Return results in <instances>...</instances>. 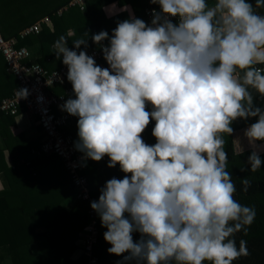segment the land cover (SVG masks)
I'll use <instances>...</instances> for the list:
<instances>
[{"label": "clouds", "instance_id": "1", "mask_svg": "<svg viewBox=\"0 0 264 264\" xmlns=\"http://www.w3.org/2000/svg\"><path fill=\"white\" fill-rule=\"evenodd\" d=\"M150 3L159 6L150 24L130 15L111 36H91L108 68L76 51L88 31L73 48L63 35L53 45L75 96L60 106L78 117L75 149L96 162L107 156V167L125 174L106 181L90 206L107 229V252L127 253L117 264H233L251 254L235 235H247L256 210L234 198L225 134L238 118L256 117L244 135L254 148L264 142V108L254 104L264 98V15L256 11L264 0ZM151 121L150 145L142 133ZM247 163L261 168L258 151ZM241 184L246 193L252 181Z\"/></svg>", "mask_w": 264, "mask_h": 264}, {"label": "trees", "instance_id": "2", "mask_svg": "<svg viewBox=\"0 0 264 264\" xmlns=\"http://www.w3.org/2000/svg\"><path fill=\"white\" fill-rule=\"evenodd\" d=\"M70 1L0 0V29L6 37L17 36L20 46L39 44L42 56L37 62L52 70L54 66L51 60L57 57L53 45L60 36L63 35L68 41V47L73 48L72 42L84 37L88 31L87 47L81 45V48L76 50L88 52L99 47L91 39L93 34L104 30L111 36L117 23L128 19L130 15L143 20L147 7L154 6L159 9V6L151 4L150 0H88L84 10L79 6H70ZM250 2L254 4L255 0ZM208 3L212 5L214 0H208ZM113 4L122 10L114 15H108L105 9ZM256 11L264 15V8ZM45 17H49L51 23H44L41 32L21 36L24 28ZM103 43L108 41L105 40ZM29 62H34L32 56ZM60 64L63 65L62 62ZM96 64L99 65L97 62ZM12 75L18 87V80L14 74ZM254 104L264 108V98L257 96ZM256 119L238 118L231 125L233 133L255 123ZM154 124L142 133L144 142L150 145L156 143L151 134ZM233 133L225 134V151L228 155L227 170L236 185L234 198L242 205L254 207L256 210L254 222L248 228L247 235L242 231L235 235L237 246L241 239L246 240L251 254L239 258L233 264H264V152L260 155L261 168L251 172L247 160L252 151L250 149L239 151ZM25 160L29 164L25 162L16 164L15 167L8 166L4 158L0 162V171L5 172L8 181V187L0 189V263L10 257L14 264H86L87 257L82 255L74 259V252L82 239V230L90 221L89 202L78 200L71 209L63 205V201L75 193L64 161L57 154L30 155ZM87 163L82 168L84 174L90 170L86 167ZM241 168L245 171H241ZM97 176L96 182L89 183L95 200H98L100 189L106 183L102 171ZM245 177L252 181V186L246 193L242 190L241 184ZM98 219L100 220L99 216ZM48 227H54L55 231L49 233ZM39 228L46 229L40 231ZM106 230L101 226L100 220L99 241L95 246L99 257L98 264L123 262V255L117 256L107 252L111 245L103 238ZM133 239L138 241L140 234L133 233ZM39 240H43L41 242L46 248L42 253L36 254L32 245Z\"/></svg>", "mask_w": 264, "mask_h": 264}, {"label": "built area", "instance_id": "3", "mask_svg": "<svg viewBox=\"0 0 264 264\" xmlns=\"http://www.w3.org/2000/svg\"><path fill=\"white\" fill-rule=\"evenodd\" d=\"M88 0H71L70 6H79L85 9ZM67 8V7H65ZM158 8L149 6L145 10L146 24L151 23L152 9ZM176 22L175 18H172ZM50 24L49 17H45L26 28L21 32V36H28L39 33L43 29V24ZM108 43H104L107 45ZM93 57L99 66L108 68L109 65L103 58L100 47L93 48L86 52ZM0 55L4 57L7 69L14 74L18 80V87L11 96L0 99V115L9 113L17 115L20 112H30L37 120L41 128L43 137L39 146L34 152L38 154H57L65 164L70 175V181L74 188L77 200L89 202L88 214L90 221L81 232L83 236V252L87 257L86 264H98L99 257L95 246L99 241V220L98 214L91 208L92 201H96L92 196L88 177L82 172L84 165L91 159H84L83 154L75 149L74 143L78 140V132H66L64 128L78 117L71 116L65 111H58V108L67 100L68 95H74L72 85L67 81V66L64 64L52 70L47 69L39 62H29L32 56L30 48L26 45H19L17 36L6 37L0 29ZM58 84L65 85V92L57 94L52 91ZM22 89L27 90V97L21 98ZM146 110H151V107ZM155 121H151L149 126H153ZM102 160H109L105 156Z\"/></svg>", "mask_w": 264, "mask_h": 264}, {"label": "crops", "instance_id": "4", "mask_svg": "<svg viewBox=\"0 0 264 264\" xmlns=\"http://www.w3.org/2000/svg\"><path fill=\"white\" fill-rule=\"evenodd\" d=\"M106 12L108 15H114L122 10L119 6L113 4L106 7ZM32 53V61L37 62L38 59L42 56V49L39 44H34L29 46ZM62 56L60 59L51 60L54 68L61 66ZM63 63V62H62ZM68 84H71L68 80ZM16 80L15 77L8 71L7 65L4 59L0 56V99L11 96L16 90ZM53 92L57 94H62L65 92V85L58 84L55 88L52 89ZM75 98L74 95H68V98ZM151 107L148 105L147 108ZM58 111H62L61 107L58 108ZM77 120L69 123L68 126L64 128L66 132H78ZM250 126V125H248ZM236 130L233 133L234 141L236 147L239 151L250 149L251 151H258L259 155L264 152V143L257 142L256 147L254 148L248 141L247 137L244 135L246 128ZM43 137L40 126L37 123L36 118L27 111L20 112L19 114L12 116L9 113H2L0 115V162L2 158L5 159L6 164L10 167H15L17 164L25 163L26 158L30 155H38L37 152H34L39 146L41 139ZM109 160H101L99 162L89 161L86 165L89 171L86 172V176L90 178L89 183H94L97 181V174L100 171L104 174L105 180L115 177L117 179H122L124 173L120 171L119 165L115 168L107 167ZM29 164V162H26ZM88 178V179H89ZM8 187V181L3 170L0 171V189ZM78 200L76 199V194L69 195L64 201L63 205L67 209H71L76 205ZM99 220V219H98ZM100 228V220H99ZM46 228H39L38 230L43 231ZM49 233L55 231L54 227L47 228ZM43 240L36 241L32 245V249L36 254L42 253L44 246ZM79 246L74 252V259L85 255L83 252V236L82 239L78 242ZM44 246V247H43ZM127 253L123 254L126 255ZM0 264H14L12 258H5Z\"/></svg>", "mask_w": 264, "mask_h": 264}]
</instances>
